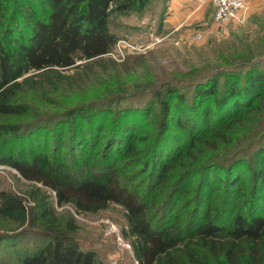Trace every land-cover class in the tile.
<instances>
[{
	"label": "trees",
	"instance_id": "16d2710c",
	"mask_svg": "<svg viewBox=\"0 0 264 264\" xmlns=\"http://www.w3.org/2000/svg\"><path fill=\"white\" fill-rule=\"evenodd\" d=\"M155 1L0 0V163L29 184L22 196L0 191V219L21 227L0 234V264H97L55 206L110 204L124 210L137 264H264V131L206 165L192 159L198 143L227 146L260 108L264 59L165 82L141 103L115 94L52 113L38 105L60 69L112 51L113 17Z\"/></svg>",
	"mask_w": 264,
	"mask_h": 264
},
{
	"label": "rangeland",
	"instance_id": "374dc122",
	"mask_svg": "<svg viewBox=\"0 0 264 264\" xmlns=\"http://www.w3.org/2000/svg\"><path fill=\"white\" fill-rule=\"evenodd\" d=\"M169 1L158 0L141 13L113 17L110 28L118 40L112 51L89 62L78 61L72 68L60 69L61 78L51 76L55 85L45 83L49 104L38 98V105L52 106L48 111L52 113L73 104L79 106L91 101L99 102L115 94H124L129 100H140L141 103L144 102L142 96L150 97L152 91L165 82L185 80L215 69L264 59V9L251 12L247 6L242 20L233 19L217 24L213 21L211 0H195L199 7L187 22L181 21L183 17L179 16L180 26L179 22L166 26ZM156 111L154 109L152 113ZM11 120L18 121L16 118L7 119ZM263 131L264 102L257 111H253L252 118L247 119L244 115L239 118L229 132L228 148L223 145L219 149L207 150L198 143L196 147L201 152L193 153L192 159L197 158L198 166L206 165L214 156L238 152L236 148H241L242 144ZM0 164L5 166L0 168V191L25 195L28 182L15 168ZM172 172L174 176L176 172ZM248 175L245 173L244 178ZM247 186L244 189L249 192L248 183ZM48 193L54 196L49 190ZM55 208L58 213L67 212L75 218L79 242L97 252V264H136L132 250L125 249L106 230L107 223H113L123 240L129 243L122 233L126 222L124 210L119 205L110 204L105 210L94 214H76L69 205ZM20 229L0 219V234L18 232ZM4 252L7 254L1 256L5 260L3 262L11 261L9 250Z\"/></svg>",
	"mask_w": 264,
	"mask_h": 264
},
{
	"label": "built area",
	"instance_id": "2783aa9c",
	"mask_svg": "<svg viewBox=\"0 0 264 264\" xmlns=\"http://www.w3.org/2000/svg\"><path fill=\"white\" fill-rule=\"evenodd\" d=\"M211 2L213 5V21L217 24H223L233 19L242 20L249 0H211ZM4 167L0 164V168ZM106 230L108 234L114 235L117 242L125 249H131V245L123 240L118 228L113 223H107Z\"/></svg>",
	"mask_w": 264,
	"mask_h": 264
},
{
	"label": "crops",
	"instance_id": "0c3cea01",
	"mask_svg": "<svg viewBox=\"0 0 264 264\" xmlns=\"http://www.w3.org/2000/svg\"><path fill=\"white\" fill-rule=\"evenodd\" d=\"M168 13L169 16L165 20V25L167 26L168 23L171 24L174 22L178 23V25L181 23V21L187 22L188 19L199 7L197 2L194 0H170L168 2ZM248 9H250L251 12H260V10L264 9V0H249L248 2ZM182 20H178L180 17ZM168 21V22H167ZM184 22V23H185ZM181 25V24H180ZM179 25V26H180Z\"/></svg>",
	"mask_w": 264,
	"mask_h": 264
}]
</instances>
